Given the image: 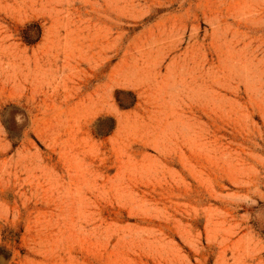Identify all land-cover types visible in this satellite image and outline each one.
I'll return each mask as SVG.
<instances>
[{
    "label": "rangeland",
    "instance_id": "374dc122",
    "mask_svg": "<svg viewBox=\"0 0 264 264\" xmlns=\"http://www.w3.org/2000/svg\"><path fill=\"white\" fill-rule=\"evenodd\" d=\"M0 264H264V0H0Z\"/></svg>",
    "mask_w": 264,
    "mask_h": 264
},
{
    "label": "trees",
    "instance_id": "16d2710c",
    "mask_svg": "<svg viewBox=\"0 0 264 264\" xmlns=\"http://www.w3.org/2000/svg\"><path fill=\"white\" fill-rule=\"evenodd\" d=\"M8 122H6V126H7V128H8ZM9 129V128H8ZM10 130V129H9ZM4 255V253H3V251H1V257Z\"/></svg>",
    "mask_w": 264,
    "mask_h": 264
}]
</instances>
